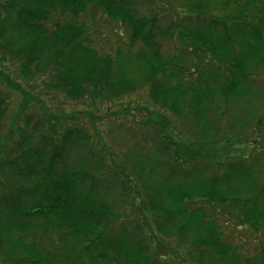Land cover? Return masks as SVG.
I'll return each instance as SVG.
<instances>
[{
	"label": "trees",
	"instance_id": "trees-1",
	"mask_svg": "<svg viewBox=\"0 0 264 264\" xmlns=\"http://www.w3.org/2000/svg\"><path fill=\"white\" fill-rule=\"evenodd\" d=\"M136 5L0 0V63H16L27 85L39 77L46 89L94 101L147 88L196 139L176 143L168 121L156 116L150 157L135 147L132 159L108 163L93 123L92 134L86 125H63L65 119L30 125L28 116L24 127L12 128L11 147L0 140V264H264V237L255 255L243 257L218 216L230 204L237 230L264 229V176L241 170L250 153L234 156L239 166L226 169L225 187L217 177L207 180L199 164L183 170L190 159L180 155L181 147L203 148L199 138L214 146L226 134L212 111L218 103L232 107L251 97V77L264 67V0H182L188 24L183 18L165 27ZM97 12L128 35L112 53L95 46ZM174 28L184 48L171 56L155 39L172 37ZM16 80L0 68V82L23 94ZM7 106L0 93V131ZM189 173L197 179L189 182Z\"/></svg>",
	"mask_w": 264,
	"mask_h": 264
},
{
	"label": "rangeland",
	"instance_id": "rangeland-1",
	"mask_svg": "<svg viewBox=\"0 0 264 264\" xmlns=\"http://www.w3.org/2000/svg\"><path fill=\"white\" fill-rule=\"evenodd\" d=\"M136 2L139 15L157 16L161 27H165L173 20L183 22V18H185L183 25L188 24L189 17H185L187 13L182 14L181 10L183 9L180 10V6L183 5H181L182 0H136ZM176 9L178 11H174ZM92 20L95 25L94 35L97 34L95 46L98 47L100 52L112 53L116 47L124 46V42L128 39L125 41L123 39H126L128 35L125 34L126 31L117 22L105 19L104 16H100L99 12L93 16ZM179 30L175 28L171 30L172 37L170 38L157 36L155 40L162 44L163 53L176 56L184 48L178 37ZM0 68L7 71L12 78H17L16 81L22 86L25 93L23 95L24 93L10 90L0 82V93L5 94L8 100L5 117L1 120L0 140H4L6 137V143L10 147L15 142L14 139L17 140L12 128L24 127V120L28 116L31 117L30 125L36 121L40 123L45 120L50 121L53 118L65 119L63 125H86L92 134L93 123L99 128L102 142L106 144L105 149L109 153L106 156L108 163L111 157L116 163L124 162L126 156L129 160L132 159L131 151L135 147L136 149L139 148V154L143 159L150 157L148 149L152 148L153 144L157 142L154 132L157 129L155 120L157 122L160 120H157L156 116L164 117L168 121L176 143H185L187 146L189 140L196 142V139L189 135L184 124H181L180 120L182 118H178L169 110L150 100L147 88L137 89L119 99L109 101L72 100L65 97L61 92L46 89L39 77L27 85L22 78L18 77L16 63H0ZM256 74L250 80L252 84L251 97L244 96L243 100H239L232 107L220 103L216 105V108L212 107V111L219 116L220 128L222 126L224 134L226 133L221 136L220 131L221 137L214 146L208 143L210 141L202 143L201 141L205 139L200 140L199 138L196 145L200 146L199 143H201L203 148L193 147L191 150L185 148L183 151L182 147L180 148L181 158L183 157L184 160L190 159L184 167H181L184 168L183 170L189 172L196 165H200L199 167L206 171L205 178L207 180L211 181L217 177V185L225 187L223 179L226 169L228 170L232 165L238 167L239 159L237 158L242 157L243 153L246 152L245 154H247L249 152L248 158L244 163L242 162L241 170L247 168L251 173L259 171L264 176V67H259ZM35 99L38 101H33ZM247 114L250 116V120L246 125L244 119ZM93 117L96 119H93ZM260 119H262V126L258 128L257 123ZM242 123L246 126L241 129L239 125H242ZM175 130L179 131L176 135L174 134ZM212 139L217 140L216 138ZM260 147L262 150L261 153H258ZM160 170L162 173L166 172L165 167L160 168ZM188 177L191 178L189 182L197 179L193 176V173H189ZM234 179L238 180L237 177H234ZM254 185L258 188L260 183L256 182ZM190 187L194 186L191 185ZM202 202L207 205L204 201ZM196 205L201 207L200 202ZM229 205L218 208L221 210L218 213L222 224L221 231L224 232L227 239L232 240L231 242L240 244L243 257L255 255V247L260 242L258 241L260 237H264L262 235L264 229L260 227L259 231L256 232L251 231L250 228L237 230L234 224L238 220L233 214L236 209ZM190 207L192 208V206Z\"/></svg>",
	"mask_w": 264,
	"mask_h": 264
}]
</instances>
